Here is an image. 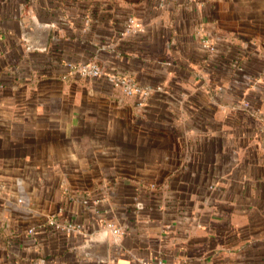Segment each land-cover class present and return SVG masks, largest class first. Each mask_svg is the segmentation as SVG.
Listing matches in <instances>:
<instances>
[{
  "label": "crops",
  "instance_id": "0c3cea01",
  "mask_svg": "<svg viewBox=\"0 0 264 264\" xmlns=\"http://www.w3.org/2000/svg\"><path fill=\"white\" fill-rule=\"evenodd\" d=\"M88 61L160 90L69 73ZM159 258L264 264V0H0V264Z\"/></svg>",
  "mask_w": 264,
  "mask_h": 264
},
{
  "label": "built area",
  "instance_id": "2783aa9c",
  "mask_svg": "<svg viewBox=\"0 0 264 264\" xmlns=\"http://www.w3.org/2000/svg\"><path fill=\"white\" fill-rule=\"evenodd\" d=\"M139 29L140 24L135 23L133 18H128V24L125 31L129 32L132 29ZM203 46L208 50H213L212 42L208 39L203 40ZM68 71L70 74H78L83 77L97 78L100 76H106L107 81L114 87L119 88L123 94L126 96H133L139 99L138 105H141L144 100L151 95L152 93L160 90L159 86H152L149 84H142L137 81L135 78L117 73H106L103 68L95 61L81 62L77 64H68ZM218 90H222L221 86H218ZM240 104L244 108H251V104L248 100L243 99L240 101ZM257 111V110H256ZM22 200L19 199L18 202ZM88 200H84V203H87ZM61 211L58 210L56 213H53L48 216L46 225L49 228H53L57 231L69 234L73 231H78L79 226L71 221H67L60 218ZM105 233L111 234L114 239L119 240L123 236V230L112 223L105 224ZM29 234L35 233V228H29L27 230ZM155 264H166L162 259H157Z\"/></svg>",
  "mask_w": 264,
  "mask_h": 264
},
{
  "label": "water",
  "instance_id": "95a60500",
  "mask_svg": "<svg viewBox=\"0 0 264 264\" xmlns=\"http://www.w3.org/2000/svg\"><path fill=\"white\" fill-rule=\"evenodd\" d=\"M21 27V35L24 41L27 43L28 49H36L41 51L46 49L49 41L52 24L41 23L34 18H30V20L28 19L27 21L22 22ZM103 237L105 238V235H103ZM105 242V239L94 240L89 242L83 249L85 253L89 256L98 257L99 259H105V253L100 254L96 252L97 250L94 247V245L101 243L103 244L101 246H103V248L105 249Z\"/></svg>",
  "mask_w": 264,
  "mask_h": 264
}]
</instances>
